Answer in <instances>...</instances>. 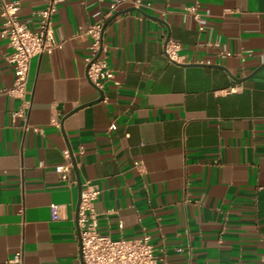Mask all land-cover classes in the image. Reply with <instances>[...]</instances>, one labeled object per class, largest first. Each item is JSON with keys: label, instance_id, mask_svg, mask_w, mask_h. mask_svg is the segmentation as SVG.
Returning <instances> with one entry per match:
<instances>
[{"label": "crops", "instance_id": "crops-1", "mask_svg": "<svg viewBox=\"0 0 264 264\" xmlns=\"http://www.w3.org/2000/svg\"><path fill=\"white\" fill-rule=\"evenodd\" d=\"M18 1L37 30L45 0ZM110 2L61 0V46L33 57L24 99L0 93V264H83L75 168L73 184L55 171L66 148L82 189L101 190L100 233L148 235L164 264H264V0H144L111 14ZM102 19L114 77L96 101L88 29ZM11 52L0 36V89L14 82Z\"/></svg>", "mask_w": 264, "mask_h": 264}, {"label": "built area", "instance_id": "built-area-1", "mask_svg": "<svg viewBox=\"0 0 264 264\" xmlns=\"http://www.w3.org/2000/svg\"><path fill=\"white\" fill-rule=\"evenodd\" d=\"M60 1L45 0V5L37 11V30H32L20 19V2L18 0L10 2L2 0L0 14L3 17V23L0 36L7 40L12 48L8 60L13 65L15 78L12 86L0 89V93L24 99L27 94V82L33 57L43 53H51L55 48L61 46V43L55 38L52 27L53 16ZM123 5L142 8L144 0H111L110 14ZM187 10L194 14L197 19L199 18L196 7H189ZM103 26L104 20L102 19L88 29V33L93 36V41L89 46V54L86 58L87 75L89 80L98 88H102L107 81L114 77L107 58L102 52L101 34ZM180 49V44L173 40L169 39L165 42L164 52L170 61L181 62ZM229 55H231L229 52L222 53V56ZM17 114L21 113L17 112ZM115 127L114 124L111 125L112 129ZM64 155L66 161L56 165L55 171L63 181L73 184L75 180L71 176L73 163L70 150L66 148ZM100 192L99 187L87 181L81 193L77 223L80 230V250L84 264H164L155 254L148 235L136 239H114L99 232L95 201ZM51 212L53 219L63 217L62 209L57 204L51 205ZM120 225L122 226V224ZM15 258L18 259L19 254Z\"/></svg>", "mask_w": 264, "mask_h": 264}, {"label": "water", "instance_id": "water-1", "mask_svg": "<svg viewBox=\"0 0 264 264\" xmlns=\"http://www.w3.org/2000/svg\"><path fill=\"white\" fill-rule=\"evenodd\" d=\"M129 10H141L140 8H136V7H131L130 9H128L127 11ZM119 13H116L115 15H117ZM169 40V39H167ZM181 65H186V66H191V65H199V66H213V67H219V68H223L225 70H227L223 65H220V64H205V63H181ZM87 70H88V67H87ZM93 84V83H92ZM94 85V84H93ZM95 86V85H94ZM96 89L99 91L100 93V97L96 100V101H100L103 99L104 95H103V92L101 89H99L97 86H95ZM95 102V101H94ZM84 106V105H82ZM80 108V107H79ZM73 165H74V168H75V172H76V176H77V184H78V187H79V200H78V203H77V209H76V221H78V210H79V205H80V200H81V193H82V183H81V179H80V175L78 173V171L76 170V163L75 161L73 160ZM78 231L80 233V230H79V227H78ZM80 241V240H79ZM80 248H81V241H80ZM82 257V255H81ZM83 261V260H82ZM84 264V262H83Z\"/></svg>", "mask_w": 264, "mask_h": 264}]
</instances>
